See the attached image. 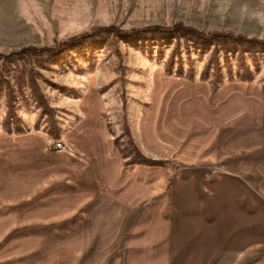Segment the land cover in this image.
Instances as JSON below:
<instances>
[{
  "label": "crops",
  "instance_id": "obj_1",
  "mask_svg": "<svg viewBox=\"0 0 264 264\" xmlns=\"http://www.w3.org/2000/svg\"><path fill=\"white\" fill-rule=\"evenodd\" d=\"M98 99L78 104L66 149L0 131V264H264L256 85L154 84L134 134L147 155L180 161L165 166H124Z\"/></svg>",
  "mask_w": 264,
  "mask_h": 264
},
{
  "label": "rangeland",
  "instance_id": "obj_2",
  "mask_svg": "<svg viewBox=\"0 0 264 264\" xmlns=\"http://www.w3.org/2000/svg\"><path fill=\"white\" fill-rule=\"evenodd\" d=\"M176 21L206 33L229 32L264 40V0H0V53L7 55L29 46H56L63 39L100 25L114 24L127 29ZM161 42L159 45L152 40V46L142 50L119 34L102 32L60 56L58 61L27 55L0 57V131H7L3 122L8 111V91L13 88L24 132L47 136L49 147L56 150L53 144L79 120L78 104L92 93L103 105L106 128L120 152L122 164L165 166L180 161L175 156L147 155L134 134V112L151 102L154 84L168 76L199 80L214 94L226 84L253 83L264 98V50L256 49V59L246 52L243 62L237 53L228 54L227 65L222 50L212 55L213 46L196 48L182 37ZM171 55L173 64L168 71ZM31 69L34 82L52 108L51 115L43 113L32 96ZM230 95L223 96V104ZM52 118L61 131L57 139L49 136ZM229 119L224 122H230ZM15 130L12 126L10 133H18ZM131 142L144 157L160 163H126L129 157L124 158L120 148L131 149ZM133 155L131 151L129 156Z\"/></svg>",
  "mask_w": 264,
  "mask_h": 264
},
{
  "label": "trees",
  "instance_id": "obj_3",
  "mask_svg": "<svg viewBox=\"0 0 264 264\" xmlns=\"http://www.w3.org/2000/svg\"><path fill=\"white\" fill-rule=\"evenodd\" d=\"M110 32L119 34L121 37L130 41L132 45L138 46L142 50L148 49L151 45L152 40H157L158 44H162V40H170L171 38L179 39L180 37L184 40L191 41V45L196 48L209 49L213 46L212 55L218 53L219 50H222L225 56V63L228 64V54L237 53L240 61L243 62L244 54L250 53L255 58L256 49L264 50V40L261 38H252L244 37L242 35H233L229 32H211L206 33L202 30H199L191 25H186L181 21H176L171 24H147L140 27H132L127 29H120L114 24L100 25L96 26L90 31H85L83 33L75 34L70 36L67 39H63L59 42L58 45L52 47H36L29 46L25 47L19 51L11 52L7 55H1L0 57L12 59L14 55H27L32 56H41L43 60L51 62L58 61V58L65 53L69 52L71 49L78 46H82L84 42L91 36L102 33ZM177 48V46H176ZM175 48V49H176ZM173 53V52H172ZM172 55L170 62L166 69L170 70L173 60ZM215 59V58H214ZM216 72H219L218 62L215 63ZM34 70L31 69V85L32 96L39 105L43 113L52 114V108L49 106L48 101L45 95L41 92L40 87L33 80ZM1 84V83H0ZM11 87V86H10ZM2 87L0 86V96H1ZM8 99V111L6 118L3 122V127L6 128L8 132H12V126L15 127V132L23 133L24 129L22 128L23 119L19 116L17 112V96L13 88H10L7 95ZM52 117V116H51ZM52 128L49 132V136L54 138L60 137V127L57 125L56 121L52 118ZM117 145V141L114 140ZM122 156L127 158L126 163H145V164H159L160 162L155 160H150L144 157L136 147H134L131 142V149L127 150L120 148ZM131 151L134 152L133 156H129Z\"/></svg>",
  "mask_w": 264,
  "mask_h": 264
},
{
  "label": "built area",
  "instance_id": "obj_4",
  "mask_svg": "<svg viewBox=\"0 0 264 264\" xmlns=\"http://www.w3.org/2000/svg\"><path fill=\"white\" fill-rule=\"evenodd\" d=\"M53 147L54 149L56 150H62V149H65L66 148V145L64 144V142L62 141H56L54 144H53Z\"/></svg>",
  "mask_w": 264,
  "mask_h": 264
}]
</instances>
